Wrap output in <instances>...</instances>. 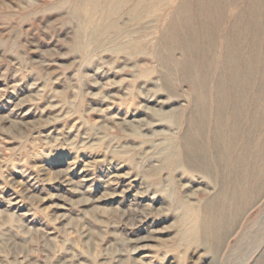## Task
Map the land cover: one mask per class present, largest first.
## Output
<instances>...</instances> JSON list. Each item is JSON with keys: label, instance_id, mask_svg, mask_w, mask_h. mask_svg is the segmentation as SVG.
Masks as SVG:
<instances>
[{"label": "rangeland", "instance_id": "1", "mask_svg": "<svg viewBox=\"0 0 264 264\" xmlns=\"http://www.w3.org/2000/svg\"><path fill=\"white\" fill-rule=\"evenodd\" d=\"M147 1L0 0V264H264V0Z\"/></svg>", "mask_w": 264, "mask_h": 264}, {"label": "bare ground", "instance_id": "2", "mask_svg": "<svg viewBox=\"0 0 264 264\" xmlns=\"http://www.w3.org/2000/svg\"><path fill=\"white\" fill-rule=\"evenodd\" d=\"M156 1H158V0H148L147 2H156ZM147 2H145V3H147ZM142 121H143V120H142ZM133 128H134V127H133ZM194 138H195V137H194ZM194 138H193V139L191 138V139L196 141V139H194ZM198 138H199V137H198ZM198 138H197V139H198ZM189 141H190V140H189ZM195 141H194V142H195ZM192 142H193V141H192ZM192 142H190V143H192ZM198 146H199V145H198ZM200 146H201V145H200ZM192 147H194V146H192ZM199 149H200V148H199ZM200 150H201V149H200ZM191 151H192V150H191ZM189 152H190V151H189ZM191 153L193 154V152H191ZM192 157H193V156H192ZM194 158H195V157H194ZM199 158H200V157H199ZM201 158H202V156H201ZM201 158H200V159H201ZM195 160H196V159H195ZM197 160H198V159H197ZM190 161H191V160H190ZM189 163H190V162H189ZM192 165H193V164H192ZM254 168H255V167H254ZM120 175H121V174H120ZM109 195H110V194H109Z\"/></svg>", "mask_w": 264, "mask_h": 264}]
</instances>
